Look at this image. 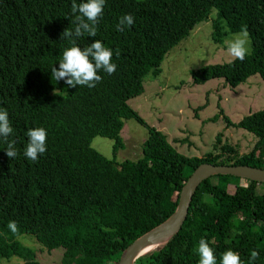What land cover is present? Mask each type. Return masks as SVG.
<instances>
[{
    "label": "trees",
    "instance_id": "obj_1",
    "mask_svg": "<svg viewBox=\"0 0 264 264\" xmlns=\"http://www.w3.org/2000/svg\"><path fill=\"white\" fill-rule=\"evenodd\" d=\"M71 5L72 0H0V110L9 114L8 141H16L18 152L9 158L7 142L0 138V257H29L32 250L19 238L30 236L48 251L62 248L66 257L80 256V264H118L135 240L123 231L132 208L144 207L147 218L163 223L176 212L184 185L201 164L264 169V110L236 124L219 105L220 114L209 122L223 117L228 128L253 134L257 143L239 155L220 133L213 152L188 158L129 105L144 93L148 76L161 75L169 52L215 11L213 42L222 46L247 26L252 52L243 61L195 71L193 83L223 79L236 89L255 75L264 80V0H105L96 36L77 39L82 49L100 40L113 51L116 72L99 70L102 80L95 88L52 80L51 68H59L71 46L61 39L67 28H75L71 21L78 13ZM125 14H132L134 23L119 31ZM128 120L147 128L148 137L140 159L120 162ZM36 127L47 130V150L31 161L24 151L27 131ZM96 137L114 141L112 159L92 147ZM259 185L264 183L209 177L197 189L182 229L134 264H198L201 238L213 248L217 264L228 249L238 252L243 264H264ZM10 221L17 223V232L8 228ZM253 250L259 253L254 262Z\"/></svg>",
    "mask_w": 264,
    "mask_h": 264
},
{
    "label": "rangeland",
    "instance_id": "obj_2",
    "mask_svg": "<svg viewBox=\"0 0 264 264\" xmlns=\"http://www.w3.org/2000/svg\"><path fill=\"white\" fill-rule=\"evenodd\" d=\"M213 17L199 24L189 37L173 48L162 63L158 78L148 76L144 82V93L129 101L130 107L151 128L166 135L168 142L185 157H203L213 152L217 135L224 134V140L237 148L239 155L250 152L257 138L238 128H228L223 117L217 122L210 119L224 114L239 123L244 117L264 110V80L255 75L236 89L229 87L223 79H216L204 85H195L192 74L210 65L227 64L235 59L227 51V42L221 46L212 40ZM248 48L252 52L249 38ZM208 105L201 111L199 107ZM199 115L197 118L196 115ZM148 137V130L135 120L125 122L122 133L124 148L117 154V160L137 161L142 157V145ZM114 141L96 137L92 147L108 159L113 158ZM257 194L264 195V185H259ZM159 221L146 217L144 207L132 208L123 227L124 234L137 239L159 225ZM19 241L32 250L27 258H1L0 264H80L81 257H66L62 248L48 251L35 238L21 236Z\"/></svg>",
    "mask_w": 264,
    "mask_h": 264
},
{
    "label": "clouds",
    "instance_id": "obj_3",
    "mask_svg": "<svg viewBox=\"0 0 264 264\" xmlns=\"http://www.w3.org/2000/svg\"><path fill=\"white\" fill-rule=\"evenodd\" d=\"M105 0H84L77 3L72 0L71 11L75 15L74 31L67 28L62 34L61 39H67L70 47L63 51L62 59L59 61V68H51L52 80L56 82L64 80L70 87L87 86L95 88L97 83L102 80L98 74L103 70L111 75L116 72L117 65L112 62L113 51L105 47L100 40L87 45L83 49L77 44V39L87 34L95 37L97 34L96 25L103 14ZM134 23L132 14H125L120 17L117 24V30L123 31L125 26H131ZM249 32L247 26H244L239 33L235 34L227 42V51L231 57L243 61L248 55ZM117 55L119 51L117 50ZM13 132V127L9 120V114L6 109L0 110V138L7 142L6 153L9 158H15L18 155L15 147L16 141H8V137ZM28 143L25 147L24 156L31 161H36L40 154L46 152L47 130L43 127L30 128L27 131ZM8 228L17 232L18 227L15 221L8 223ZM199 262L198 264H217L214 250L209 246V242L201 238L198 246ZM259 256L258 251L253 250L250 254V260L254 262ZM220 264H243L240 254L231 249L221 254Z\"/></svg>",
    "mask_w": 264,
    "mask_h": 264
},
{
    "label": "water",
    "instance_id": "obj_4",
    "mask_svg": "<svg viewBox=\"0 0 264 264\" xmlns=\"http://www.w3.org/2000/svg\"><path fill=\"white\" fill-rule=\"evenodd\" d=\"M215 175H228L257 183H264V169L246 165H213L210 163L201 164L190 176L184 185L178 208L174 215L167 221L160 223L143 236L134 240L127 247L118 264H134L137 259L150 251L151 246H159L167 243L183 227L189 213L191 201L199 186L209 177Z\"/></svg>",
    "mask_w": 264,
    "mask_h": 264
},
{
    "label": "bare ground",
    "instance_id": "obj_5",
    "mask_svg": "<svg viewBox=\"0 0 264 264\" xmlns=\"http://www.w3.org/2000/svg\"><path fill=\"white\" fill-rule=\"evenodd\" d=\"M155 247H156V245L151 246V247H149L146 251L148 252V251L152 250V249L155 248Z\"/></svg>",
    "mask_w": 264,
    "mask_h": 264
}]
</instances>
